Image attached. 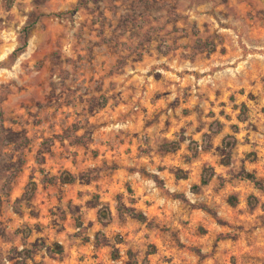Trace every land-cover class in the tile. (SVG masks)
Listing matches in <instances>:
<instances>
[{"label":"rangeland","instance_id":"1","mask_svg":"<svg viewBox=\"0 0 264 264\" xmlns=\"http://www.w3.org/2000/svg\"><path fill=\"white\" fill-rule=\"evenodd\" d=\"M0 264H264V0H0Z\"/></svg>","mask_w":264,"mask_h":264},{"label":"trees","instance_id":"2","mask_svg":"<svg viewBox=\"0 0 264 264\" xmlns=\"http://www.w3.org/2000/svg\"><path fill=\"white\" fill-rule=\"evenodd\" d=\"M25 32H27V28L24 30V32L23 33H25ZM26 34V33H25ZM26 45H27V40H26V36H24L23 37V42H22V46L20 47V48H18V49H16L14 52H13V54H12V58H15L16 56H18L19 54H21V53H23V51H24V49H25V47H26ZM224 154L226 155V156H229V154H230V151L229 150H224ZM209 170V169H208ZM204 171H206V170H204ZM211 176H212V173L206 178L204 175H203V173H202V175H201V178H200V183H201V185H207L208 184V182H209V180H210V178H211ZM245 177L247 178V179H249V180H251L258 188H260V187H262L261 186V184L252 176V175H250V174H246L245 175ZM62 181H64L65 183H70V182H72V178H69V179H66V178H60Z\"/></svg>","mask_w":264,"mask_h":264}]
</instances>
